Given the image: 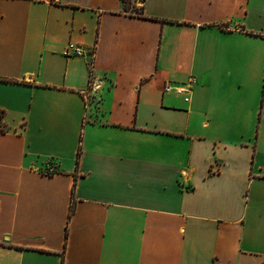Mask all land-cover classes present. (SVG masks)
Instances as JSON below:
<instances>
[{"label":"crops","instance_id":"obj_1","mask_svg":"<svg viewBox=\"0 0 264 264\" xmlns=\"http://www.w3.org/2000/svg\"><path fill=\"white\" fill-rule=\"evenodd\" d=\"M125 7L0 0V264H264V0Z\"/></svg>","mask_w":264,"mask_h":264},{"label":"rangeland","instance_id":"obj_2","mask_svg":"<svg viewBox=\"0 0 264 264\" xmlns=\"http://www.w3.org/2000/svg\"><path fill=\"white\" fill-rule=\"evenodd\" d=\"M143 5V0H126V7L128 9V11L134 12L136 10V8H141V6ZM246 51L247 52H252L254 50H256V46L253 44H247L246 45ZM248 68L250 67V64L248 63L246 65ZM246 82H247V88H248V97L247 100L249 101H261L264 99V71H263V76H262V80L260 81V91L256 92L254 91L253 88L249 87L255 84H258V80H256L254 77H252L251 72H249L246 75ZM260 114L257 115V117L255 119H247V128L250 129L251 127L254 128V131L257 132L258 130V126L259 124V118Z\"/></svg>","mask_w":264,"mask_h":264},{"label":"built area","instance_id":"obj_3","mask_svg":"<svg viewBox=\"0 0 264 264\" xmlns=\"http://www.w3.org/2000/svg\"><path fill=\"white\" fill-rule=\"evenodd\" d=\"M66 54L81 56L84 54V50L81 47L77 46L75 43L70 42L66 47ZM195 82L196 79L191 76L190 78H188L187 81L183 83H177V84L166 83L164 85V90L167 92L174 90L176 93L184 95L185 99L188 100L189 99L188 94L191 92L193 84ZM49 170L50 172H52L55 171V168L51 166Z\"/></svg>","mask_w":264,"mask_h":264},{"label":"trees","instance_id":"obj_4","mask_svg":"<svg viewBox=\"0 0 264 264\" xmlns=\"http://www.w3.org/2000/svg\"><path fill=\"white\" fill-rule=\"evenodd\" d=\"M144 1V0H143ZM124 4H126V0H123ZM126 11H128L127 7ZM130 14H134V15H138V16H143L144 15V11H143V5L141 6V8H136V10L134 12L129 11ZM6 129V123L4 122V111L0 110V130H5ZM73 209V206H72Z\"/></svg>","mask_w":264,"mask_h":264}]
</instances>
